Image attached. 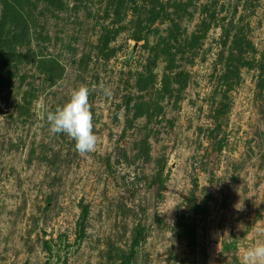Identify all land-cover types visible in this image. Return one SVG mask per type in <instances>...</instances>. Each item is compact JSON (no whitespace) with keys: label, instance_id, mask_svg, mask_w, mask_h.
<instances>
[{"label":"rangeland","instance_id":"rangeland-1","mask_svg":"<svg viewBox=\"0 0 264 264\" xmlns=\"http://www.w3.org/2000/svg\"><path fill=\"white\" fill-rule=\"evenodd\" d=\"M81 83L87 155L42 115ZM0 108V264H243L264 241V0H0Z\"/></svg>","mask_w":264,"mask_h":264},{"label":"clouds","instance_id":"clouds-1","mask_svg":"<svg viewBox=\"0 0 264 264\" xmlns=\"http://www.w3.org/2000/svg\"><path fill=\"white\" fill-rule=\"evenodd\" d=\"M95 91L86 83H81L74 88L68 100L55 110L44 109L42 115L49 124V131L53 135L65 134L75 144L76 151L81 155H87L96 150L99 137L94 132L92 104L90 94ZM106 97L112 95L109 87L102 89ZM171 207L168 211L174 209ZM242 210V206L237 208ZM243 264H264V241H259L242 251Z\"/></svg>","mask_w":264,"mask_h":264},{"label":"trees","instance_id":"trees-1","mask_svg":"<svg viewBox=\"0 0 264 264\" xmlns=\"http://www.w3.org/2000/svg\"><path fill=\"white\" fill-rule=\"evenodd\" d=\"M136 245H137V240L135 239L133 242V246L135 247ZM133 257H134V250H132L130 253V258H133ZM128 260H129V258L126 261H128Z\"/></svg>","mask_w":264,"mask_h":264},{"label":"water","instance_id":"water-1","mask_svg":"<svg viewBox=\"0 0 264 264\" xmlns=\"http://www.w3.org/2000/svg\"><path fill=\"white\" fill-rule=\"evenodd\" d=\"M8 113L9 111H5V110H2V108H0V115H6Z\"/></svg>","mask_w":264,"mask_h":264}]
</instances>
